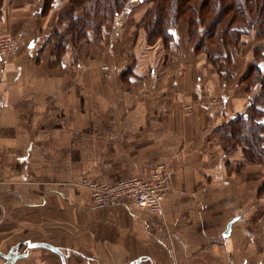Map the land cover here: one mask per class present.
Masks as SVG:
<instances>
[{
  "label": "crops",
  "instance_id": "obj_1",
  "mask_svg": "<svg viewBox=\"0 0 264 264\" xmlns=\"http://www.w3.org/2000/svg\"><path fill=\"white\" fill-rule=\"evenodd\" d=\"M42 3L5 0L2 31L27 20L34 23L33 36L45 33L48 38L55 20L71 6L68 0H55L49 12L39 14ZM26 40L31 56L41 45L38 39ZM174 66L182 69L183 76L171 78V85L170 77L156 79L155 87L157 91L162 84L165 91L160 94L168 95L173 107L128 108L129 114L117 121L110 133L119 145L102 146L103 161L87 159L91 172L98 177L79 174L67 178L69 184L53 187L52 176L47 174L45 183L51 186L42 187L32 184L35 174L28 169V177L17 178L21 182L18 187L7 188L5 178L0 182V251L7 253L19 245V253H27L13 264H63L58 254L28 248V242L60 248L65 254L64 264H264V196L255 198L263 167L245 163L238 152L226 155L213 133L239 110L228 107L213 112L201 105L214 94L212 85H218L220 91L219 81H206L210 67L184 60ZM4 79L14 85V92L8 89L0 99V121L29 107L31 97L26 95L36 85H57L63 77L19 74L10 81ZM77 82L83 84L84 77ZM21 84L35 86L27 90ZM240 104L239 99L237 107ZM6 154L14 164L13 173L20 174L23 159L13 152ZM158 165H166L170 171L161 213L136 207L129 200L95 205L90 193L76 184L83 176L107 183L127 177L147 178ZM27 178L29 182H22ZM4 262L0 257V264Z\"/></svg>",
  "mask_w": 264,
  "mask_h": 264
},
{
  "label": "rangeland",
  "instance_id": "obj_2",
  "mask_svg": "<svg viewBox=\"0 0 264 264\" xmlns=\"http://www.w3.org/2000/svg\"><path fill=\"white\" fill-rule=\"evenodd\" d=\"M124 6L118 17L92 20L89 28L76 33L68 29L73 28L75 17L84 14L81 9L73 8L69 17L55 20L48 38L44 37L45 33L33 36L34 23L27 20L22 25L16 22L17 26L5 27L3 31L0 26V37H8L16 42L13 50L0 57V99L8 89L14 92V85L5 83L7 80H3V77H8V81L19 74L63 77L57 85H36L37 88L26 95L27 98L31 97L30 106L21 109L18 115H7L0 121V143L12 144L8 148L0 144V167L3 169L0 168V182H4L5 178L7 188L18 187L21 182L17 178L28 177L25 173L28 169L35 174L31 177L32 184L42 187L51 186V183H45L48 175L52 176L53 187L61 183L69 184L70 180H65L79 174L98 177L91 172L92 167H89L87 159L103 161L100 154L105 151L101 147L119 145L110 133L117 121L124 120L128 108L173 107L167 99L168 95L160 94L163 89L165 91L162 84L158 86V95L156 79L170 77L171 85L173 77H182V69L174 66L181 60L197 61L207 69L211 68L210 75L206 73V81L209 78L208 82L219 81L220 91L218 85H212L214 94L201 101V105L205 104L213 112L228 107L239 110V113L233 112V116L214 129L213 133L220 140L226 155L238 152L245 163H255L244 159L240 137L234 139L232 129L236 126L230 120L248 107L252 94L241 79L248 65L263 62L260 58L261 51H264L263 35L258 37L254 30L246 33L248 25L239 20L233 26L238 34L232 38V45L208 43L196 49L194 43L197 40L188 42L186 24L179 23L172 41L167 37L156 38L143 27L150 5L136 1L126 2ZM2 16L3 8L0 20ZM25 17H28L27 14ZM76 34L81 37L74 39ZM29 37L38 39V46L41 45L34 48L31 56L26 49V39ZM82 76L84 83L79 84L78 78ZM143 81L144 85L141 84ZM19 86L28 90L35 85ZM49 87H53V90ZM148 92H151L150 96ZM219 97L224 98L225 103L212 104V100ZM239 99L241 106L237 107ZM6 151L23 159L18 168L20 174L13 173L14 164L7 158ZM242 165L240 163V167ZM8 178L10 181L6 180ZM21 180L27 182L28 178ZM261 180L260 187L264 181V170ZM262 196L264 193L260 191L255 194V198Z\"/></svg>",
  "mask_w": 264,
  "mask_h": 264
},
{
  "label": "trees",
  "instance_id": "obj_3",
  "mask_svg": "<svg viewBox=\"0 0 264 264\" xmlns=\"http://www.w3.org/2000/svg\"><path fill=\"white\" fill-rule=\"evenodd\" d=\"M42 1L39 14L49 12L55 0ZM136 1L150 5L143 27L156 38L167 37L172 41L173 32L180 23L186 24L188 42L197 40L194 43L196 49L208 43L232 45V38L238 34L233 26L242 20L248 25L246 33L254 30L258 37L262 34L264 39V0H68L70 12L59 19L69 17L73 8L81 9L84 15L75 17L73 28L68 29L76 33L89 28L92 20L118 17L126 2ZM4 2L0 0V17ZM72 15L75 16L73 12ZM80 37L76 34L73 38ZM261 52L263 62L248 65L241 79L251 90L248 107L230 121L236 126L232 135L234 139L240 137L244 159L261 164L264 170V51ZM259 191L264 193V181Z\"/></svg>",
  "mask_w": 264,
  "mask_h": 264
},
{
  "label": "built area",
  "instance_id": "obj_4",
  "mask_svg": "<svg viewBox=\"0 0 264 264\" xmlns=\"http://www.w3.org/2000/svg\"><path fill=\"white\" fill-rule=\"evenodd\" d=\"M8 37H0V57L8 54L16 46ZM222 97L212 100V104L221 105ZM170 181V171L166 165H158L151 170L147 178L127 177L116 182L107 183L83 177L76 184L86 189L95 205H112L129 200L134 206L144 208L152 213H161Z\"/></svg>",
  "mask_w": 264,
  "mask_h": 264
},
{
  "label": "water",
  "instance_id": "obj_5",
  "mask_svg": "<svg viewBox=\"0 0 264 264\" xmlns=\"http://www.w3.org/2000/svg\"><path fill=\"white\" fill-rule=\"evenodd\" d=\"M28 248H45L48 249L56 254L59 255L61 258L62 263L64 264V257L65 254L61 251L60 248L55 247L51 244L44 243V242H32V243H27ZM27 255V253H19V245L9 249L7 253H2L0 251V257L5 260L4 263L2 264H13L17 259L23 258Z\"/></svg>",
  "mask_w": 264,
  "mask_h": 264
}]
</instances>
